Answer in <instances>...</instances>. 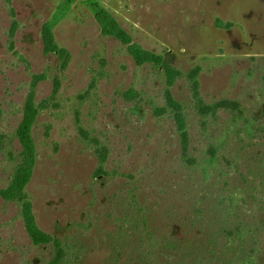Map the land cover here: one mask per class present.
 Segmentation results:
<instances>
[{
  "label": "rangeland",
  "instance_id": "374dc122",
  "mask_svg": "<svg viewBox=\"0 0 264 264\" xmlns=\"http://www.w3.org/2000/svg\"><path fill=\"white\" fill-rule=\"evenodd\" d=\"M28 105L0 264H264V0H0V192Z\"/></svg>",
  "mask_w": 264,
  "mask_h": 264
},
{
  "label": "trees",
  "instance_id": "16d2710c",
  "mask_svg": "<svg viewBox=\"0 0 264 264\" xmlns=\"http://www.w3.org/2000/svg\"><path fill=\"white\" fill-rule=\"evenodd\" d=\"M98 22L102 27V31L104 35L113 36L117 38H121L120 34L116 29L111 25L110 21L105 18L103 15L97 16ZM51 27L46 25L44 29V40L46 44V51L49 53H60L61 56H64V50L59 49L53 41V36L51 33ZM142 54L148 55L145 51H142ZM135 58H137L135 52H133ZM218 105L205 107V112L214 111ZM235 105L233 108H237ZM28 112L25 116V119L18 130V138L20 139L23 151L21 154V163L17 167L14 177L9 185V187L0 192V195L6 201H14L22 206V215L24 218V223L26 227V231L32 241L36 245H48L51 244L53 239L45 234L37 225L36 218L33 213L32 204L29 201L27 194L25 192V188L27 184L30 182L31 177L33 175V169L36 163V149L33 137L31 135L32 124L34 122V116H32L31 112H34L31 105H28ZM180 132L182 142L185 144L188 143V134L186 132V126L184 121L180 123ZM57 245V242H54ZM59 248V247H58ZM60 251V250H58ZM59 259V258H58ZM245 264H259L252 261H247Z\"/></svg>",
  "mask_w": 264,
  "mask_h": 264
}]
</instances>
